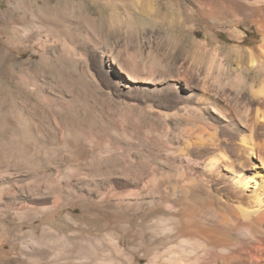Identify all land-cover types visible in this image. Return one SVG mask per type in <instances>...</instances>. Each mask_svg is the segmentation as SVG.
I'll return each instance as SVG.
<instances>
[{"label": "bare ground", "instance_id": "bare-ground-1", "mask_svg": "<svg viewBox=\"0 0 264 264\" xmlns=\"http://www.w3.org/2000/svg\"><path fill=\"white\" fill-rule=\"evenodd\" d=\"M192 1L176 0L171 18L210 22L205 39L190 41L211 51L206 75L137 56L155 37L141 35L147 23L135 14L83 34V22L97 25L100 15L44 5L29 9L26 29H14L40 60L20 67L30 77L19 101L24 142L13 145L11 162L0 158V264H264V0L223 8ZM146 15L156 19L151 7ZM218 17L240 42L219 45L238 57L228 85L220 79L226 56L211 48ZM246 20L263 37L255 46L241 44ZM123 27L125 46L135 48L128 63L118 58L123 44L107 46ZM50 37H63L82 76L65 72L67 83L50 82L47 92L58 48ZM91 52L116 80L107 100V111L121 108L116 125L88 105L82 85L73 87L104 88L89 73ZM6 124L20 133V122ZM56 215L57 225H36Z\"/></svg>", "mask_w": 264, "mask_h": 264}, {"label": "rangeland", "instance_id": "rangeland-1", "mask_svg": "<svg viewBox=\"0 0 264 264\" xmlns=\"http://www.w3.org/2000/svg\"><path fill=\"white\" fill-rule=\"evenodd\" d=\"M175 1L176 0H0V30L3 31V33H0V158L11 162L15 158V155L12 152L13 145H21L24 142V133L26 132L27 125L24 118L25 111L21 109L19 101L27 93L26 84L30 80V77L25 75L24 72H21L20 67L32 60L39 61L40 57L39 55H34L30 46H28L30 41H32L31 39L27 40L23 38L21 40H15L13 35L16 32H14V29L16 30L18 28L20 30H24L28 26L26 23V16L28 15L29 9H32L34 13H37L40 7L47 5L48 9H50V7L52 9V7L56 6L59 8L65 7V9H67L66 7H69L68 11H76L79 15L85 14L86 12L97 16L100 15L101 18L99 17L98 19L100 25L98 23L96 25L94 22L89 23L86 20H82L85 22H83V29H85L83 30V34H85L87 29L94 33L96 29L99 28L97 26H100L99 29H101V23L107 22L108 27V24L114 23V20H126L127 15L135 14L137 15L138 20H140L139 22L143 24L147 23L144 25V30H141V35L144 36L151 33L154 35L155 40L153 47H149L146 42H143L141 49L134 50V45L131 43L125 46V43L130 41L131 33L126 27H123L119 36L116 37L113 35L114 37L111 36L110 39H107V46L110 45V47H115L117 44H123L121 47L122 49L118 52V58L123 63L130 62L128 51L134 50L135 54L137 56L139 55V57H150V60L155 59L157 61H166L168 63L172 62L171 64L178 63L181 64L180 66L183 68H188L189 66V72L206 75V61L212 56L211 51L201 54L200 52H197L191 48L190 41L193 37V34H197L200 39H205L203 29L208 26L210 22H208L205 18L192 21L191 19L184 17L182 24H173L172 18L174 17ZM179 1H188L190 4H193L192 0ZM217 1L212 2L222 8L228 6L230 3L228 2L229 0ZM236 1L240 2L241 0ZM253 1L254 0H252V2L251 0H242L241 2H247L248 4L251 2L252 4ZM231 2H235V0ZM150 7L152 8V13L156 14V19L153 21L149 20L151 18L147 17L146 15V11L148 12ZM218 18L219 21H216L214 26L212 25L213 27L211 28L214 37V40L211 42V48L213 49V47H216L219 49V52L222 53V55L226 56L225 59L227 65L229 66V70L225 73H220V71L217 69V66H215L213 73H211L209 77L212 79L218 76L220 73V79L222 80L223 84L228 85L230 78L235 72L233 68L238 67V57L236 55L229 54L225 48H221L219 45L231 46L239 44L240 42L235 40L230 35L228 27L223 26V24L221 25L223 22L220 19L222 18ZM240 26L244 31L247 32L245 40L241 43L244 47L255 46L262 42L263 37L258 32L256 25L251 24L249 20H246ZM174 35H180V44H176L177 40H175L174 37H171ZM50 38L52 40L57 39L56 42L58 48L57 51H55L57 59L56 66H47V84L45 86L47 92L51 88L50 82L59 88L61 84L67 83L65 82L67 78L65 72H69L71 75L73 74V76L76 78L82 76L80 69L77 68L78 66L73 59L74 56L64 45L63 37H54V39L52 37ZM181 44H183L184 47ZM117 49H119V47H117ZM49 50L52 51V49ZM89 65V73H92V76H95L96 78L98 77L97 81L99 80L98 82H100L101 86L106 90H104V88H96L94 85L95 83L93 82V85L90 86L91 82L86 85L85 82H82L81 84L80 81L76 82L73 87L82 85L80 87L84 90H81V93L83 92L84 95H82L84 100L88 102V105L92 109L101 112L106 121L108 120L111 124L116 125L118 124L119 114L122 113V111L119 110L121 108L117 107L118 105L113 106L111 104L110 106L113 108L115 107V109L107 111V109H109V102L107 101L108 93L109 91H113L116 88V80L114 79L112 73L107 70L106 66L102 65L98 53H90ZM115 67L117 68V66ZM92 76H89L90 79H92ZM252 78L253 74H250L249 79ZM92 86H94V90ZM7 119H13L18 123L20 122L18 129V131H20L19 134H12L11 127L6 124ZM58 218L59 217L57 215L49 216L43 221H37L36 225L46 222L54 225L59 222ZM133 222L137 223V221ZM27 228L28 227H26V229Z\"/></svg>", "mask_w": 264, "mask_h": 264}]
</instances>
